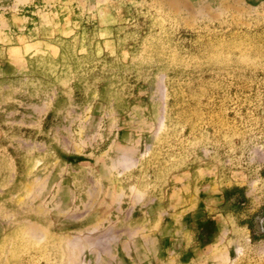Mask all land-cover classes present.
Instances as JSON below:
<instances>
[{"label":"rangeland","instance_id":"1","mask_svg":"<svg viewBox=\"0 0 264 264\" xmlns=\"http://www.w3.org/2000/svg\"><path fill=\"white\" fill-rule=\"evenodd\" d=\"M0 264H264V0H0Z\"/></svg>","mask_w":264,"mask_h":264}]
</instances>
